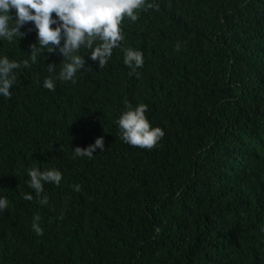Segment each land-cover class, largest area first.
I'll return each instance as SVG.
<instances>
[{
    "label": "trees",
    "instance_id": "trees-1",
    "mask_svg": "<svg viewBox=\"0 0 264 264\" xmlns=\"http://www.w3.org/2000/svg\"><path fill=\"white\" fill-rule=\"evenodd\" d=\"M148 2L159 10L124 20L105 67L81 49L75 83L57 79L58 51L32 64V23L0 39V57L32 64L0 95V264H264V0ZM126 47L143 53L138 77ZM125 101L163 129L151 150L120 139ZM101 136L103 151L73 158ZM33 167L62 173L44 184L46 205L28 187Z\"/></svg>",
    "mask_w": 264,
    "mask_h": 264
},
{
    "label": "clouds",
    "instance_id": "clouds-1",
    "mask_svg": "<svg viewBox=\"0 0 264 264\" xmlns=\"http://www.w3.org/2000/svg\"><path fill=\"white\" fill-rule=\"evenodd\" d=\"M158 9V5L148 0H0V39L12 42L14 37L22 38L25 33L20 29L32 23L36 31V42L30 43L29 56L32 64L37 62L39 55L45 51L62 57L57 79L62 82L75 83L76 73L85 68L84 56L81 49L87 50V56L92 61H98V67H105L113 54V49L121 47L124 41L123 22L127 18L135 23L141 11ZM15 11V18L10 12ZM54 14V15H53ZM32 29L29 28V31ZM180 43L176 44L179 50ZM123 63L131 69L130 74L137 68L143 67V53L132 47L121 49ZM29 59L21 62L10 60L7 56L0 57V95L11 97L10 88L16 84V71L23 65L30 68ZM57 65L49 63L47 71L53 73ZM43 87L49 91L55 90V80L50 76L43 81ZM148 105L139 103L133 107L125 101V110L116 120L120 139L133 146L151 150L164 136L162 128L153 127L146 116ZM104 150L103 137H97L93 144L85 148H73V158H92L94 151ZM30 177L28 187L34 190L40 205L48 203V197L43 195L44 184L54 183L59 186L62 173L55 168L41 171L37 167L27 169ZM79 192L80 185H74ZM23 199L32 201L33 195L25 193ZM9 201L0 198V211L7 209ZM60 219H63L61 213ZM39 214L33 215L32 230L41 235L43 229L39 224Z\"/></svg>",
    "mask_w": 264,
    "mask_h": 264
}]
</instances>
